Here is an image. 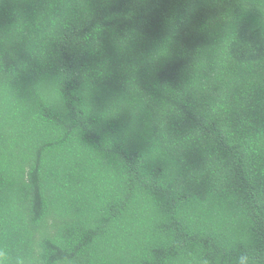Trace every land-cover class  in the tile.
<instances>
[{"label": "trees", "instance_id": "16d2710c", "mask_svg": "<svg viewBox=\"0 0 264 264\" xmlns=\"http://www.w3.org/2000/svg\"><path fill=\"white\" fill-rule=\"evenodd\" d=\"M264 264V0H0V264Z\"/></svg>", "mask_w": 264, "mask_h": 264}, {"label": "clouds", "instance_id": "9594fccd", "mask_svg": "<svg viewBox=\"0 0 264 264\" xmlns=\"http://www.w3.org/2000/svg\"><path fill=\"white\" fill-rule=\"evenodd\" d=\"M21 264H22V262H21Z\"/></svg>", "mask_w": 264, "mask_h": 264}]
</instances>
